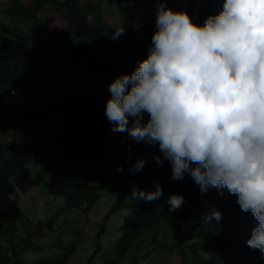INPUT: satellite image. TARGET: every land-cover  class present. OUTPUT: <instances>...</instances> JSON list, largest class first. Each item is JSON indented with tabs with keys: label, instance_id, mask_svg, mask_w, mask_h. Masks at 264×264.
Wrapping results in <instances>:
<instances>
[{
	"label": "trees",
	"instance_id": "16d2710c",
	"mask_svg": "<svg viewBox=\"0 0 264 264\" xmlns=\"http://www.w3.org/2000/svg\"><path fill=\"white\" fill-rule=\"evenodd\" d=\"M149 1L135 12L125 0H106L118 13L120 24L115 26L101 17L91 20L99 2L0 0L14 22L0 15V264H78L80 251L88 255L85 264H141L154 257L158 264H169L172 255L180 257V264H264V253L246 243L258 222L250 210L240 209L235 195L226 188L221 195L214 187L201 193L188 174L174 181L170 162L164 159L160 166L155 160L163 159L158 143L114 132L106 118L109 84L121 74H131L148 55L157 4L164 0ZM178 2L193 23L203 25L209 15L222 11L224 0ZM49 7L54 11L43 22L40 15ZM20 23L48 32L58 44L76 41L49 53L51 48L24 32ZM120 26L124 32L110 39ZM46 54L88 72L91 79L69 82L61 71L58 80ZM148 119L145 113L144 122ZM11 130L21 137L11 141ZM139 159L144 167L133 172ZM33 163L39 172L57 174L52 181L54 201L65 200L64 212L79 208L88 215L102 203L110 207L91 249L83 248L80 231L51 242L59 216L43 220L23 210L22 196L43 192L48 185L29 168ZM157 183L163 189L159 200L132 196L134 189L154 191ZM173 194L182 195L185 202L170 212L166 198ZM213 209L222 213L218 224L205 219ZM46 250L52 254L36 259L29 255Z\"/></svg>",
	"mask_w": 264,
	"mask_h": 264
},
{
	"label": "clouds",
	"instance_id": "9594fccd",
	"mask_svg": "<svg viewBox=\"0 0 264 264\" xmlns=\"http://www.w3.org/2000/svg\"><path fill=\"white\" fill-rule=\"evenodd\" d=\"M155 29L147 57L109 84L112 131L158 143L163 159L155 160L170 162L174 181L188 174L201 193L214 187L235 195L258 222L246 243L264 253V0H224L203 25L164 0ZM123 32L115 28L110 39ZM144 164L139 159L132 171ZM162 195L158 183L132 193L147 202ZM184 202L182 195L166 198L170 212ZM205 219L218 224L222 213L213 209Z\"/></svg>",
	"mask_w": 264,
	"mask_h": 264
},
{
	"label": "rangeland",
	"instance_id": "374dc122",
	"mask_svg": "<svg viewBox=\"0 0 264 264\" xmlns=\"http://www.w3.org/2000/svg\"><path fill=\"white\" fill-rule=\"evenodd\" d=\"M10 0H3V2H8ZM25 3L31 2L33 0H23ZM92 3H100V6H95L93 16L91 17V20H94L95 18H102L108 20L111 24H114L115 26H118L120 24V19L118 16V13L116 10H113V8H110L105 1L106 0H89ZM177 7L175 4V0H167L166 4L168 8H171L173 11H182L180 3L178 0L176 1ZM125 4L135 12L140 11L141 6H149L150 1L149 0H125ZM175 8V9H174ZM5 7H0V15L1 17L7 22V23H14L13 20L8 19L5 15ZM53 8L49 7L47 8L41 15L40 19L44 22L47 21L50 16L53 13ZM191 18V15H189ZM19 26L26 32L27 34L31 35L36 41L43 43L50 47L51 49H47L49 53L56 52L59 49L62 48H70L75 41L66 42L65 44H58L55 40V37L53 35H50L48 32H45L39 28L34 27L32 24H26V23H20ZM47 55V56H46ZM43 55L46 58L47 63L52 69V72L54 76L59 80L61 71L65 72V77L68 79L69 82L77 81H83V80H90L91 75L88 72H83L81 69L76 67H71L68 65L67 62L64 60H61L56 57L49 56L50 54ZM14 132L11 130L8 133L9 139L12 141L14 139V136L17 135L18 137H21V133L18 134V132ZM4 139L3 132H0V141ZM30 169L35 171L36 175L42 176L47 181L48 185L46 187H43L44 191H34L31 194L33 195H25L22 196V198L19 200L21 207L23 210L31 215V217L39 216L43 218V220H47L48 218L54 217L56 215L59 216V219L56 222L55 225V231L49 236V240L51 242H58V239L60 238V235L63 234L65 236V239H68L70 234L72 232H83L85 243L83 244V248H92L96 229L99 227L100 222L102 221L103 217L106 216L109 212L110 207H106L104 203L101 205H97L93 211L90 214H85V212L79 208H73L69 210L68 212L63 211V207L65 205V200L59 199L58 201H54V194L53 189L55 187V184L52 183L53 179L57 175L51 170H43L41 172L35 170L37 168V164L33 163L29 166ZM44 205L43 207L38 206ZM37 212V213H36ZM47 213V214H45ZM110 232H113L118 237L117 232L113 230V227L110 226ZM67 243V242H66ZM53 249V247H50ZM211 252L213 250L209 249ZM51 250H46L43 253L39 254H29L33 258H41L43 256H49L51 255ZM162 254L161 256H163ZM87 253L84 251H80L76 257L78 264H85ZM75 257V258H76ZM163 259V257H161ZM158 258L154 257L150 259L147 262H142L141 264H158ZM167 262L169 264H180V257L177 255L169 256ZM127 264V263H125ZM162 264V261L160 262Z\"/></svg>",
	"mask_w": 264,
	"mask_h": 264
},
{
	"label": "built area",
	"instance_id": "2783aa9c",
	"mask_svg": "<svg viewBox=\"0 0 264 264\" xmlns=\"http://www.w3.org/2000/svg\"><path fill=\"white\" fill-rule=\"evenodd\" d=\"M17 94H18V92L17 93L15 91L11 92V95H17Z\"/></svg>",
	"mask_w": 264,
	"mask_h": 264
}]
</instances>
